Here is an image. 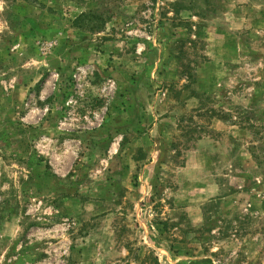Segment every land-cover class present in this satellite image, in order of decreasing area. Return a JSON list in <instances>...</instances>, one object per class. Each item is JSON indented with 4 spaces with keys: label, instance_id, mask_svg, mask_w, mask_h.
<instances>
[{
    "label": "rangeland",
    "instance_id": "rangeland-1",
    "mask_svg": "<svg viewBox=\"0 0 264 264\" xmlns=\"http://www.w3.org/2000/svg\"><path fill=\"white\" fill-rule=\"evenodd\" d=\"M154 258L264 264V0H0V264Z\"/></svg>",
    "mask_w": 264,
    "mask_h": 264
},
{
    "label": "trees",
    "instance_id": "trees-1",
    "mask_svg": "<svg viewBox=\"0 0 264 264\" xmlns=\"http://www.w3.org/2000/svg\"><path fill=\"white\" fill-rule=\"evenodd\" d=\"M79 21H88V23H89L88 25L89 26H87V29H89L91 31L99 30L104 25L103 19L100 16L93 15V14H81L74 20V23L77 24ZM77 27L82 28L83 26L80 24ZM210 113L214 114L216 112H212V109H211ZM216 115L217 116H215V117H218L220 119H225L223 117L218 116L217 113H216ZM153 264H158L155 258L153 260Z\"/></svg>",
    "mask_w": 264,
    "mask_h": 264
}]
</instances>
